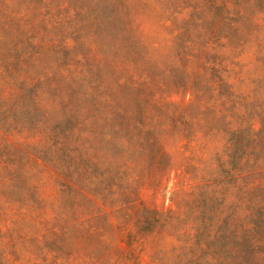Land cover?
Returning <instances> with one entry per match:
<instances>
[{
    "label": "rangeland",
    "instance_id": "obj_1",
    "mask_svg": "<svg viewBox=\"0 0 264 264\" xmlns=\"http://www.w3.org/2000/svg\"><path fill=\"white\" fill-rule=\"evenodd\" d=\"M122 227L264 264V0H0V264H132Z\"/></svg>",
    "mask_w": 264,
    "mask_h": 264
},
{
    "label": "trees",
    "instance_id": "obj_2",
    "mask_svg": "<svg viewBox=\"0 0 264 264\" xmlns=\"http://www.w3.org/2000/svg\"><path fill=\"white\" fill-rule=\"evenodd\" d=\"M158 190L161 191V188L158 187ZM125 229V227L121 228L123 240L126 244L123 257L132 264H137L140 262L141 252L145 249L144 241L134 230L127 231Z\"/></svg>",
    "mask_w": 264,
    "mask_h": 264
}]
</instances>
